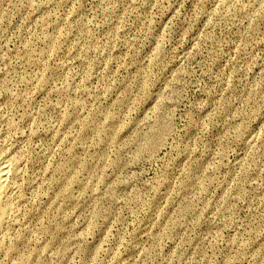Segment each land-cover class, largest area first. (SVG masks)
<instances>
[{"label": "rangeland", "instance_id": "rangeland-1", "mask_svg": "<svg viewBox=\"0 0 264 264\" xmlns=\"http://www.w3.org/2000/svg\"><path fill=\"white\" fill-rule=\"evenodd\" d=\"M0 165V264H264V0H0Z\"/></svg>", "mask_w": 264, "mask_h": 264}, {"label": "bare ground", "instance_id": "bare-ground-1", "mask_svg": "<svg viewBox=\"0 0 264 264\" xmlns=\"http://www.w3.org/2000/svg\"><path fill=\"white\" fill-rule=\"evenodd\" d=\"M8 167H7V165H2V166L0 165V229H1L2 225H3V223L6 221L5 218H6V215L8 213V201L7 200L9 198L8 197L6 198V193H7L6 192L7 191L6 182H7V178H8L7 177ZM8 176H9V174H8ZM8 184H10V183L8 182ZM10 186H8V188ZM2 229H3V227H2Z\"/></svg>", "mask_w": 264, "mask_h": 264}]
</instances>
